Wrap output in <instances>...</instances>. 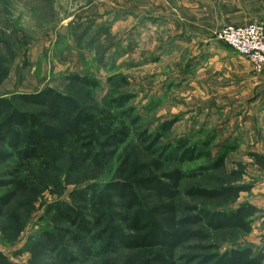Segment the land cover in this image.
Returning <instances> with one entry per match:
<instances>
[{"label":"rangeland","instance_id":"obj_1","mask_svg":"<svg viewBox=\"0 0 264 264\" xmlns=\"http://www.w3.org/2000/svg\"><path fill=\"white\" fill-rule=\"evenodd\" d=\"M116 2L0 0V97L12 99L22 110L39 112L41 108L22 102L19 96L53 87L75 97L93 114L107 109L109 132L119 122L130 130L113 167L99 170L81 162L69 149L50 176L39 175L26 193L17 195L0 218V250L8 256L7 264H31L26 245L53 228L47 213L52 206L70 203L89 220L95 206L105 225L121 229L119 215L125 213L142 218L148 230L162 222V215L153 211L155 197L139 186L125 200L106 189L126 157L129 163L121 180L135 183L173 170L186 173L177 199L180 218L194 214L196 206L229 210L245 202L253 204L257 198L254 189L264 177V153L254 148L262 145L264 135L256 114L251 116L248 109L264 97L255 89L254 79L262 72L217 40L216 31L208 32L213 40L193 61L194 45H184L157 22L144 20L142 29L136 31L114 30ZM76 76H87L97 86L87 87ZM106 138L107 134L98 136L99 149ZM0 149L8 150L4 144ZM226 152L225 165L216 167ZM14 165L13 160L2 166L0 178ZM232 184H253V190L229 200L187 193L192 188ZM260 209L250 234L212 231L204 223L180 226L209 233L210 239L194 238L179 247L178 258H185L179 264H188L187 257L211 252L210 244H217L221 252L247 245L264 247V209ZM94 248L99 250L98 245ZM104 260L150 264L152 257L121 249L75 264H102ZM39 264L62 263L50 253Z\"/></svg>","mask_w":264,"mask_h":264},{"label":"trees","instance_id":"obj_2","mask_svg":"<svg viewBox=\"0 0 264 264\" xmlns=\"http://www.w3.org/2000/svg\"><path fill=\"white\" fill-rule=\"evenodd\" d=\"M76 81L95 88L97 82L87 76H76ZM20 100L37 106L41 111L20 109L8 97H0V168L11 161L15 165L6 176L0 178V218L18 194L26 193L39 175L50 176L57 169V160L72 149L77 158L99 170L113 167L119 149L127 142L130 130L125 122L111 132L106 124L111 114L107 109L93 114L84 108L72 95L53 87H46L34 93H24ZM100 134H107L101 149L98 148ZM235 147L230 149L234 151ZM227 152L219 158L216 167H223ZM129 158L120 164L113 178L106 183V189L125 200L134 192L135 185L155 197L154 212L162 215V222H155L148 230L142 218L135 214H121V228L105 225L103 214H91L84 218L79 209L70 203L52 206L47 210L52 229L44 231L43 238H37L26 245L30 263L39 264L48 254L54 253L62 264H75L88 260L95 254L102 255L121 249L136 250L152 257L150 264H179L177 250L191 239L207 241L210 234L202 230L180 226L204 223L212 231L239 230L246 234L253 232L256 216L262 210L251 203H242L229 210L210 211L194 207V214L178 216L177 199L181 194V182L187 176L182 170H173L160 177L139 178L135 183L123 179L127 172ZM253 190V184L225 185L219 188H192L187 193L208 199H238L242 193ZM125 207L129 208L126 202ZM190 209V208H189ZM124 230V231H123ZM125 232H128L127 235ZM64 243V244H63ZM95 245L99 250L95 251ZM72 249V250H71ZM209 253L187 257L188 264H264V247L252 245L233 247L224 252L217 244H210ZM8 256L0 250V264H7ZM102 264H111L104 260Z\"/></svg>","mask_w":264,"mask_h":264},{"label":"crops","instance_id":"obj_3","mask_svg":"<svg viewBox=\"0 0 264 264\" xmlns=\"http://www.w3.org/2000/svg\"><path fill=\"white\" fill-rule=\"evenodd\" d=\"M123 1V4H122ZM118 0L113 8V28L121 31L140 29L142 22H157L162 30L171 31L184 42L194 45L196 52L193 61L209 42L208 32L217 31L225 25H246L254 21L264 25V0ZM142 29V28H141ZM202 55V54H201ZM256 90L264 96V71L254 76ZM254 86V87H255ZM252 104L248 114L257 116L261 133L264 135V97ZM262 145L254 149L264 153ZM264 175V174H263ZM257 198L253 205L264 209V177L260 181Z\"/></svg>","mask_w":264,"mask_h":264},{"label":"built area","instance_id":"obj_4","mask_svg":"<svg viewBox=\"0 0 264 264\" xmlns=\"http://www.w3.org/2000/svg\"><path fill=\"white\" fill-rule=\"evenodd\" d=\"M215 38L246 57L257 72L264 71V25L254 21L246 25H225Z\"/></svg>","mask_w":264,"mask_h":264}]
</instances>
